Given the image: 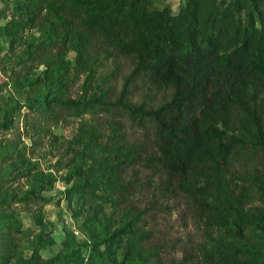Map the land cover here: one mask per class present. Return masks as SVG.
<instances>
[{
  "label": "trees",
  "instance_id": "trees-1",
  "mask_svg": "<svg viewBox=\"0 0 264 264\" xmlns=\"http://www.w3.org/2000/svg\"><path fill=\"white\" fill-rule=\"evenodd\" d=\"M164 1L32 0L34 10L56 18L65 30V43L72 42L71 49L79 55H88L103 43L133 61L115 100L93 96L65 101L56 96L54 102L95 116L121 111L140 123L151 122L161 169L192 197L207 228L225 226L234 233L231 245L222 242L218 246L212 238L211 249H205L207 256L216 253V264H264V257L243 236L248 225L264 237V173L256 172L251 181L239 183L237 190H227L221 178L240 157L247 156L246 150L264 151L259 95L264 86V0H180L177 12ZM55 58L59 69L48 67L42 78L24 79L23 86L40 89L27 96L24 104L45 108L47 94L64 89L70 75L68 63L59 54ZM84 59L77 58L80 68L86 65ZM136 77L169 87L170 97L154 108L130 103L129 85ZM12 109L8 104L0 107L2 121ZM232 113L240 135L221 126ZM91 138L86 145L98 146ZM95 153L89 154L92 164L83 166L85 160L71 169L68 181L75 179L67 194L71 198L83 189L93 190L101 181L125 198L131 184L123 172L139 159V148L121 142ZM200 165L209 169L202 183L190 179ZM214 192L225 202L221 207L209 200ZM10 202L0 183V264H119L113 234L103 238L93 234L92 241L82 239L49 261H34V255L24 258L17 239L20 224L13 218ZM118 231L127 232L129 253H135L134 264H139L135 260L141 250L135 237L137 232L142 235L141 230L129 219ZM82 249L92 253L86 263Z\"/></svg>",
  "mask_w": 264,
  "mask_h": 264
},
{
  "label": "rangeland",
  "instance_id": "rangeland-1",
  "mask_svg": "<svg viewBox=\"0 0 264 264\" xmlns=\"http://www.w3.org/2000/svg\"><path fill=\"white\" fill-rule=\"evenodd\" d=\"M163 3L177 12L180 0ZM64 37L65 30L56 18L34 10L32 0H0V107L13 106L4 121L0 110V183L11 197L9 208L20 224L17 239L22 256L34 255V261L45 262L63 255L82 239L92 241L93 234L96 238L113 234L118 263L134 264L135 253H129L127 232L118 231L130 219L142 232L135 237L141 250L136 263L216 264V253L208 257L205 249H211L212 238L218 246L222 242L231 245L234 233L225 226L207 228L192 197L161 169L152 123H140L121 111L95 116L54 102L56 96L65 101L93 96L113 101L133 68L131 58L103 43L83 56L71 49L72 42L65 43ZM56 54L68 63L70 75L64 89L48 93L45 108L24 104L27 96L40 90L23 86L24 79L42 78L48 67L59 69ZM79 57L85 58L82 68L78 66ZM260 89L264 110V86ZM170 93L167 86L136 77L127 98L130 103L154 108ZM221 126L242 134L235 113ZM89 136L99 145H86ZM121 142L139 148L140 156L123 172L124 180L131 184L125 198L101 181L93 190L83 189L70 198L66 191L75 178L68 181V177L75 164L86 160L83 166L90 165V153L98 154L101 148L109 150ZM245 152L247 156L232 164L226 175H219L227 190H237L239 183L251 181L256 172L264 173V151ZM208 170L200 165L192 170L190 179L202 183ZM209 200L218 207L225 204L215 192ZM243 236L264 257V237L248 225ZM82 253L86 263L92 253L83 249Z\"/></svg>",
  "mask_w": 264,
  "mask_h": 264
}]
</instances>
